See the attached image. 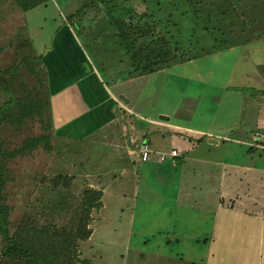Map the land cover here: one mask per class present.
Instances as JSON below:
<instances>
[{"label":"rangeland","instance_id":"obj_1","mask_svg":"<svg viewBox=\"0 0 264 264\" xmlns=\"http://www.w3.org/2000/svg\"><path fill=\"white\" fill-rule=\"evenodd\" d=\"M90 1L48 0L26 11L13 0L0 2V70L19 59V44L42 55L53 35L73 24L98 73L135 114L129 118L131 142L139 147L144 138L150 142V158L136 161L129 176L104 178L90 166L108 189L91 211V235L78 241L74 264H264V233L258 231L264 223L262 38L138 74L129 72L113 28ZM123 2L138 12L146 9L141 0ZM261 2L242 0L252 14L262 9ZM147 117L167 124L149 123ZM14 127L0 130L6 145L47 133L51 148L40 145L10 161L2 198L10 225L25 215L38 225L68 222L81 192L95 183L84 172L89 138L67 142L36 116ZM172 148L179 154L175 166L169 160L155 164L158 152ZM46 174L65 179L52 189L42 182ZM57 187L66 188L63 195ZM221 198L231 210L218 205ZM239 208L259 216H239Z\"/></svg>","mask_w":264,"mask_h":264},{"label":"trees","instance_id":"obj_2","mask_svg":"<svg viewBox=\"0 0 264 264\" xmlns=\"http://www.w3.org/2000/svg\"><path fill=\"white\" fill-rule=\"evenodd\" d=\"M13 1L26 11L48 0ZM141 1L146 7L141 12L123 0L89 2L102 8L119 47L128 57L129 72L149 73L175 61L189 60L250 40L262 38L264 42V0L259 4L262 9L254 14L251 8L245 10L242 0ZM71 26L75 31L76 27ZM194 45L202 46L195 51ZM19 46L23 48L22 52H17L19 59L0 70V91L5 97L0 102V130L10 125L17 129L26 118L35 116L46 128L50 127V95L42 55L24 49L25 43ZM27 81L31 82L30 86ZM49 140V134L39 133L26 138L21 145L10 147L0 136V264H74L78 241L91 235L90 214L99 208L102 197L101 189L92 186L81 192L70 220L64 224L46 221L38 225L34 218L25 215L10 225L8 207L2 203L4 177L10 171L8 165L18 155L40 145L50 149ZM62 178L64 181L61 174H46L42 182L52 188L62 182ZM65 189L54 190L63 195Z\"/></svg>","mask_w":264,"mask_h":264},{"label":"crops","instance_id":"obj_3","mask_svg":"<svg viewBox=\"0 0 264 264\" xmlns=\"http://www.w3.org/2000/svg\"><path fill=\"white\" fill-rule=\"evenodd\" d=\"M62 28L61 32L53 35L52 46L42 53L47 70L50 117L54 134L67 142H81L89 138L86 144L88 150L90 149L87 156L88 170L90 166H94L96 173L100 172L104 178L109 175L129 176L135 162L140 160L139 145H134L129 136L135 134L134 125L130 124L129 119L135 114L103 80L73 29L68 24ZM83 63H87L89 69H86ZM120 113L126 116L127 123L124 118H120ZM147 118L149 123L167 124ZM200 131L197 133L203 132ZM215 143H218V140ZM70 144L74 145L73 142ZM157 162L159 161L156 158L155 164ZM175 164L176 162L171 165ZM242 168L249 169L247 166ZM90 170L84 171L85 176L98 179L97 175L90 174ZM94 182L89 186L100 188L103 196L108 184L101 181L98 183L97 180ZM222 201L223 203L219 201L218 205L231 210V206L224 203V198ZM239 209V216H259V212ZM258 231L264 233L263 220Z\"/></svg>","mask_w":264,"mask_h":264},{"label":"built area","instance_id":"obj_4","mask_svg":"<svg viewBox=\"0 0 264 264\" xmlns=\"http://www.w3.org/2000/svg\"><path fill=\"white\" fill-rule=\"evenodd\" d=\"M140 151V160L145 161L149 159V155L151 152V149L149 148V143L147 140H143L142 144L139 147ZM179 154L175 149H171L168 153L165 152H158L157 153V159L159 162H164L169 160L171 164L175 163V157H177Z\"/></svg>","mask_w":264,"mask_h":264},{"label":"water","instance_id":"obj_5","mask_svg":"<svg viewBox=\"0 0 264 264\" xmlns=\"http://www.w3.org/2000/svg\"><path fill=\"white\" fill-rule=\"evenodd\" d=\"M83 65L86 67V69H89V66L87 65V63H83ZM119 98L121 99V100H123L124 102H127V100L125 99V97H123L122 95H119ZM160 118L161 119H167V117H164V116H160ZM210 142H213V143H215L217 140H215V139H212V138H209L208 139Z\"/></svg>","mask_w":264,"mask_h":264}]
</instances>
